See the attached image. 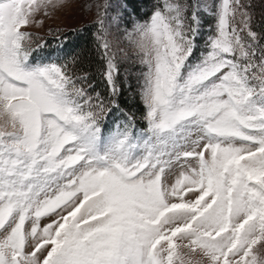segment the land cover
<instances>
[{
	"label": "snow or ice",
	"instance_id": "snow-or-ice-1",
	"mask_svg": "<svg viewBox=\"0 0 264 264\" xmlns=\"http://www.w3.org/2000/svg\"><path fill=\"white\" fill-rule=\"evenodd\" d=\"M76 7L0 0V264H264V0Z\"/></svg>",
	"mask_w": 264,
	"mask_h": 264
},
{
	"label": "rangeland",
	"instance_id": "rangeland-1",
	"mask_svg": "<svg viewBox=\"0 0 264 264\" xmlns=\"http://www.w3.org/2000/svg\"><path fill=\"white\" fill-rule=\"evenodd\" d=\"M83 3L87 4L88 7L84 10H80L78 7L69 8L64 12L57 13L53 18L46 20L45 29L47 27H52L53 29L59 27L62 30L71 29L78 27L85 22L96 20L97 15V5H103L105 0H82ZM112 5L120 3L121 0H108ZM202 5H212L213 3H218V0H200ZM100 11L103 8L99 9ZM109 15H116L115 12L109 11ZM212 18V17H211ZM208 26H205L204 33L205 37L207 35ZM43 34V31H41ZM201 47H203V41H201ZM186 259H191L192 264H205V258L201 257L196 253H186Z\"/></svg>",
	"mask_w": 264,
	"mask_h": 264
},
{
	"label": "trees",
	"instance_id": "trees-1",
	"mask_svg": "<svg viewBox=\"0 0 264 264\" xmlns=\"http://www.w3.org/2000/svg\"><path fill=\"white\" fill-rule=\"evenodd\" d=\"M149 3H155L156 0H148ZM255 2L258 4V7H257V16L260 15V12H261V9L259 7V0H255ZM150 9H142V11H149ZM208 19L211 21L212 18L211 17H208ZM95 21H88V22H85L84 24L78 26V27H74L76 29H85V35H86V39H83V40H80L78 41L77 43H79V48H77L76 50L78 52H80L81 54L83 55H91L93 57V64H92V70L93 72H95L96 70V67L97 65L95 64V61H94V52L92 51V49L94 48V41L92 40V33H94L96 31V28H95ZM207 26V25H205ZM73 29V28H71ZM69 30V29H67ZM65 30V31H67ZM73 40H75V38L73 37L72 38ZM55 41L53 40L52 41V44L53 46H55Z\"/></svg>",
	"mask_w": 264,
	"mask_h": 264
}]
</instances>
